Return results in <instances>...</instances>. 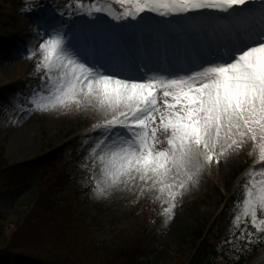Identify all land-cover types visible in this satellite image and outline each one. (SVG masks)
<instances>
[{
    "label": "snow or ice",
    "instance_id": "obj_1",
    "mask_svg": "<svg viewBox=\"0 0 264 264\" xmlns=\"http://www.w3.org/2000/svg\"><path fill=\"white\" fill-rule=\"evenodd\" d=\"M25 5L43 10L28 49L39 83L5 111L12 122L20 113L95 114L81 138L86 195L149 203L167 225L213 168L246 154L252 163L222 243L242 252L264 240V0ZM130 31L145 46L139 59L120 54ZM145 33L155 34L157 51L163 40L162 65L148 55Z\"/></svg>",
    "mask_w": 264,
    "mask_h": 264
},
{
    "label": "rangeland",
    "instance_id": "obj_2",
    "mask_svg": "<svg viewBox=\"0 0 264 264\" xmlns=\"http://www.w3.org/2000/svg\"><path fill=\"white\" fill-rule=\"evenodd\" d=\"M6 1L8 0H0V4L7 11L5 18L0 20V56L1 51L4 52L3 59H0V89L13 86L14 90H18V83L33 71L32 65L35 61L28 59V49L34 43L37 28L35 21L41 18L43 10L30 12L18 0ZM40 2L47 8L63 3L61 0ZM21 21L29 25L25 31L18 27ZM137 36L131 31L122 36L117 42L119 49L123 48V53L120 54L133 59L141 57L130 48L133 42H137ZM173 41V47L178 50L179 41L175 38ZM160 45L163 47V41H160ZM22 96L23 93L18 92L0 109V143L4 144L8 164H22L56 149L61 152L59 158L62 161L79 167L80 157L83 155L80 151L82 134L95 122V114L33 113L25 116L20 113L22 118L19 122H12V113L5 111V108H11L14 98ZM24 119L29 124L28 130L24 129ZM249 162L251 165V158L241 154L223 162L218 169L213 168L211 174L205 178L206 188L199 187L194 190L178 207L174 220L167 225L161 224L156 239L160 245L156 254L158 264H179L180 260L182 264H188L195 254L193 232L203 228L208 230V238L216 244L217 240L219 242L229 235L231 213L239 194L238 185ZM36 193L37 186L33 182L20 186L0 184V215L9 234L30 213ZM60 198L64 202L68 198L71 200L74 212L83 222L91 242L97 241L101 246L106 244L108 247L120 239L130 238L146 206V202L133 205L130 197L126 195L111 201H96L86 195L80 182L66 190ZM253 264H264V252L256 257Z\"/></svg>",
    "mask_w": 264,
    "mask_h": 264
},
{
    "label": "trees",
    "instance_id": "obj_3",
    "mask_svg": "<svg viewBox=\"0 0 264 264\" xmlns=\"http://www.w3.org/2000/svg\"><path fill=\"white\" fill-rule=\"evenodd\" d=\"M18 3L25 4V0ZM5 16L6 9L0 4V20ZM34 65L31 74L18 83V90L13 86L0 89V109L12 96L18 92L28 95L39 83ZM60 154L53 149L26 163L10 166L4 144L0 143V184L20 186L33 182L37 186L30 213L12 234L0 215V264H158L156 254L160 245L156 239L163 222L157 211H152L153 205L146 203L127 240L120 239L110 247L91 242L71 200L68 198L65 203L60 198L80 182L83 174L79 167L62 161ZM192 234L195 254L189 264H251L264 249V240L236 252L222 243L229 235L216 244L204 228Z\"/></svg>",
    "mask_w": 264,
    "mask_h": 264
},
{
    "label": "bare ground",
    "instance_id": "obj_4",
    "mask_svg": "<svg viewBox=\"0 0 264 264\" xmlns=\"http://www.w3.org/2000/svg\"><path fill=\"white\" fill-rule=\"evenodd\" d=\"M18 27L21 30L25 31L26 29L29 28V25H27L26 22L21 21L18 24ZM16 37L19 38V39H23V38H20L18 35H16ZM136 38H138L137 42H133L131 45H130V43L127 42V44L130 45V48L133 50V52L135 54H139L140 56H143V55H145V46H144L143 43H141L140 37L137 36ZM143 41L149 45L148 55H150L152 57L153 63L154 64H162L164 51L161 54V53H159V51L155 50V42H156L155 34L145 33L144 36H143ZM161 41H163V40H161ZM170 44L171 45H169V47H168V58L173 63L179 62L180 58H179V55L177 54V49H176V47H173L174 44H175L173 39H172V42ZM160 47H161V45H160ZM120 50H121L120 53H123V48L122 47L120 48ZM2 54H4L3 51H1L0 59H3ZM50 114L51 113H49V115ZM22 123L24 125V129L28 130L29 129V124L27 122V119H24ZM200 187L206 188L205 180L202 181Z\"/></svg>",
    "mask_w": 264,
    "mask_h": 264
}]
</instances>
